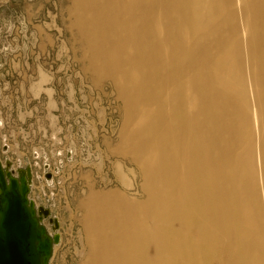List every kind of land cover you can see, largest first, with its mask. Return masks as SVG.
Masks as SVG:
<instances>
[{
    "label": "bare ground",
    "instance_id": "6f19581e",
    "mask_svg": "<svg viewBox=\"0 0 264 264\" xmlns=\"http://www.w3.org/2000/svg\"><path fill=\"white\" fill-rule=\"evenodd\" d=\"M111 5L91 24L119 30L99 37L94 61L113 77L126 121L137 105L155 115L124 136L144 152L133 160L146 197L89 196L86 264H264V0ZM50 228L54 250L59 222Z\"/></svg>",
    "mask_w": 264,
    "mask_h": 264
},
{
    "label": "rangeland",
    "instance_id": "374dc122",
    "mask_svg": "<svg viewBox=\"0 0 264 264\" xmlns=\"http://www.w3.org/2000/svg\"><path fill=\"white\" fill-rule=\"evenodd\" d=\"M113 1L122 0H0V163L32 169L30 195L51 212L49 234L60 224L49 264H86L92 193L146 197L133 160L144 152L124 136L155 112L137 105L126 121L113 77L93 56L99 37L119 30L91 24L106 20L98 8L111 13ZM133 95L141 100V91Z\"/></svg>",
    "mask_w": 264,
    "mask_h": 264
},
{
    "label": "water",
    "instance_id": "95a60500",
    "mask_svg": "<svg viewBox=\"0 0 264 264\" xmlns=\"http://www.w3.org/2000/svg\"><path fill=\"white\" fill-rule=\"evenodd\" d=\"M28 183L24 171L13 177L0 163V264H49L52 257L54 241L42 223L50 211L28 199Z\"/></svg>",
    "mask_w": 264,
    "mask_h": 264
},
{
    "label": "built area",
    "instance_id": "2783aa9c",
    "mask_svg": "<svg viewBox=\"0 0 264 264\" xmlns=\"http://www.w3.org/2000/svg\"><path fill=\"white\" fill-rule=\"evenodd\" d=\"M5 163H8V162H5ZM10 164H11V163H10ZM2 167H4L3 164H2ZM4 168H5V167H4ZM11 168H12V164H11L10 167H8V168L6 167L5 170H6V171H9ZM29 169H31V168H29ZM10 172H11V170H10ZM11 174H12L13 177H17V176L15 175L14 172H11ZM30 193H31V190H30V192H29V194H28V199H29L30 201L34 202V204H35V206H36V203H35L34 199L31 197ZM42 207H44V206H42ZM44 208L47 209L46 207H44ZM48 210H49V209H48ZM49 211H50V210H49ZM50 216H51V212H50ZM45 220H47V219H44V220L42 221L43 224H44V221H45ZM44 225H45V224H44Z\"/></svg>",
    "mask_w": 264,
    "mask_h": 264
}]
</instances>
